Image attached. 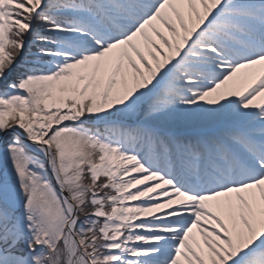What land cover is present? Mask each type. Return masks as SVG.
<instances>
[{
	"label": "snow or ice",
	"instance_id": "6c2138e0",
	"mask_svg": "<svg viewBox=\"0 0 264 264\" xmlns=\"http://www.w3.org/2000/svg\"><path fill=\"white\" fill-rule=\"evenodd\" d=\"M0 264H264V0H0Z\"/></svg>",
	"mask_w": 264,
	"mask_h": 264
}]
</instances>
